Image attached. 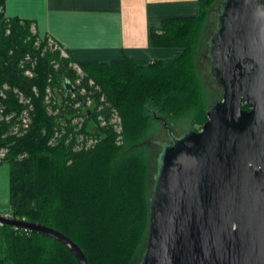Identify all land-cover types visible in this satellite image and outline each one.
I'll list each match as a JSON object with an SVG mask.
<instances>
[{
  "label": "trees",
  "instance_id": "obj_1",
  "mask_svg": "<svg viewBox=\"0 0 264 264\" xmlns=\"http://www.w3.org/2000/svg\"><path fill=\"white\" fill-rule=\"evenodd\" d=\"M214 1L197 0V15L164 18L149 27L151 47L181 53L137 65L127 57L108 63L78 61L68 51L62 57L29 31L30 21L6 18L0 0V148L6 152V212L12 218L64 234L87 264H137L148 228L149 163L158 158L150 154L148 137L163 129L168 134L179 121L198 131L211 104L199 59ZM27 69L31 75L24 74ZM78 78L70 98L65 85ZM88 97L92 110L73 107ZM115 112L121 119L120 145L111 126L97 120L108 121ZM79 116L78 127L73 121ZM78 135L96 140L86 147ZM0 264L77 263L57 240L0 224Z\"/></svg>",
  "mask_w": 264,
  "mask_h": 264
},
{
  "label": "water",
  "instance_id": "obj_2",
  "mask_svg": "<svg viewBox=\"0 0 264 264\" xmlns=\"http://www.w3.org/2000/svg\"><path fill=\"white\" fill-rule=\"evenodd\" d=\"M219 6L252 8L248 32L228 19L207 41L221 100L198 131L162 144L139 264H264V47L254 40H263L264 0ZM0 224L47 235L87 264L80 248L50 227L2 215Z\"/></svg>",
  "mask_w": 264,
  "mask_h": 264
},
{
  "label": "crops",
  "instance_id": "obj_3",
  "mask_svg": "<svg viewBox=\"0 0 264 264\" xmlns=\"http://www.w3.org/2000/svg\"><path fill=\"white\" fill-rule=\"evenodd\" d=\"M6 18L28 20L78 61L137 65L177 57L180 48L151 47L149 27L198 13L197 0H2ZM8 210V165L0 162V212Z\"/></svg>",
  "mask_w": 264,
  "mask_h": 264
},
{
  "label": "built area",
  "instance_id": "obj_4",
  "mask_svg": "<svg viewBox=\"0 0 264 264\" xmlns=\"http://www.w3.org/2000/svg\"><path fill=\"white\" fill-rule=\"evenodd\" d=\"M29 31L32 34H35V30H34V26L30 23L29 24ZM38 40H35V45H37ZM45 42L47 47H49L52 50H57L60 54V56L62 57H67L68 52L66 49H64L62 46H60L59 44H57L55 41H53L51 38L46 37L45 38ZM70 67L75 71L76 75L81 78L84 77V73L82 72V70L80 69V66L76 63V62H71ZM24 74L26 75H31V71L30 70H25ZM78 79L75 80V82H71V84L69 85L70 88H67V91L69 93L70 98H74L75 94H76V88H75V84L78 83ZM88 83L91 85L92 81L88 80ZM80 92H84L83 89H80ZM51 94L50 90L48 87L45 88V100L49 99V95ZM0 96H3L2 93L0 92ZM73 107L75 108H79L81 107L82 109H87V110H92V108L94 107L93 101L88 97L85 99V101L81 102V101H77L76 103L73 104ZM97 120H98V125L99 126H104L106 124H109L111 126V129L114 131L115 133V138H114V142L116 145H120L122 142V127H121V119L120 117L117 115V113H113L110 117V119L108 121H105L104 119H102L100 116H97ZM82 121L81 116L76 117L74 119V123H76L78 125V127L81 125L80 122ZM22 122L24 123L25 120L23 119ZM78 142H85L86 147L89 146L90 144H92L96 138L93 136H86L84 137L83 135H78ZM5 149L4 148H0V162H2L4 156H5ZM0 215L4 216V217H11L10 214L8 212H0Z\"/></svg>",
  "mask_w": 264,
  "mask_h": 264
},
{
  "label": "flooded vegetation",
  "instance_id": "obj_5",
  "mask_svg": "<svg viewBox=\"0 0 264 264\" xmlns=\"http://www.w3.org/2000/svg\"><path fill=\"white\" fill-rule=\"evenodd\" d=\"M263 11H264V9H263ZM252 12H253V9L250 7H235V8L231 9L228 7L222 8V7L218 6V7H211L210 8L208 15H207V23H206V26L204 29V32L207 33L206 34L207 37L205 35V37L203 38V48H204L203 57L206 59V62L208 64V71H209L210 58H209V55L207 53V51H208L207 41H208L209 37L212 36L214 33H216V31L220 30L222 25L224 24V22L228 21V19L231 22H235L237 24V26L240 27L239 30L242 33H244V32L247 33L248 29H247V25L245 24V22H247L250 19ZM262 31H263L262 32L263 40L258 41L256 39H254L258 47L259 46L264 47V23L262 25ZM205 41H206V43H205ZM215 55H216V53H215ZM209 74H210V71H209ZM214 74H215V76H213V78L215 80V83L218 85V88L221 87V95H220V97H218L219 99L217 101L211 103L210 106L221 100L222 91H223L222 83L219 80L220 79V73H217V74L214 73ZM240 107L242 109H245V110H248L251 108L249 105H247L243 101L240 103ZM171 139H172V137L170 136V141H171ZM161 147H162V144H161Z\"/></svg>",
  "mask_w": 264,
  "mask_h": 264
},
{
  "label": "rangeland",
  "instance_id": "obj_6",
  "mask_svg": "<svg viewBox=\"0 0 264 264\" xmlns=\"http://www.w3.org/2000/svg\"><path fill=\"white\" fill-rule=\"evenodd\" d=\"M219 3H220V0H215L212 7H218ZM206 34L207 33L204 32L203 38L205 37ZM206 37H207V35H206ZM205 43H206V41H205ZM199 69H200V71H199L200 75L202 76L203 80L212 89V95H211L210 103H213L219 99L218 97H220V95H221V87L218 88V85L215 83L213 76L211 74H209L208 64L206 62V59L203 57V53H202V58L199 59ZM188 130H189L188 123L186 121H179L177 124H174L171 126V129H169L168 134H167V132L165 133V131L163 129L162 135L160 134L158 136L148 137V140H149L150 146H151V153L150 154H155L156 156H158L161 152V149H162L161 144H169L170 143L169 142L170 136L172 138H178L179 136H181L183 133L187 132ZM155 141H156V143H155ZM157 161H158V158H157V160L156 159L151 160L149 163V173H148V179H147L149 197L151 196L152 188L154 185V176H155V173H156V170L158 167ZM144 249H145V243H144L143 250H142L141 254L143 253ZM141 254L139 255V257L137 259V264H139V262L141 260V257H142Z\"/></svg>",
  "mask_w": 264,
  "mask_h": 264
}]
</instances>
